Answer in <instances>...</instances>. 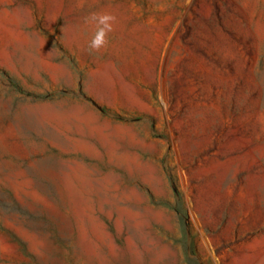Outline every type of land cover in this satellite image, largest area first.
<instances>
[{
  "label": "rangeland",
  "instance_id": "374dc122",
  "mask_svg": "<svg viewBox=\"0 0 264 264\" xmlns=\"http://www.w3.org/2000/svg\"><path fill=\"white\" fill-rule=\"evenodd\" d=\"M0 264H264V0H0Z\"/></svg>",
  "mask_w": 264,
  "mask_h": 264
},
{
  "label": "clouds",
  "instance_id": "9594fccd",
  "mask_svg": "<svg viewBox=\"0 0 264 264\" xmlns=\"http://www.w3.org/2000/svg\"><path fill=\"white\" fill-rule=\"evenodd\" d=\"M107 20V18H101V23H105ZM106 27H108L106 25ZM110 30V28L108 29ZM104 30L102 29L98 34H97V37L95 39H93L90 47L94 48V49H99L104 43L105 41L103 40V36H104Z\"/></svg>",
  "mask_w": 264,
  "mask_h": 264
}]
</instances>
